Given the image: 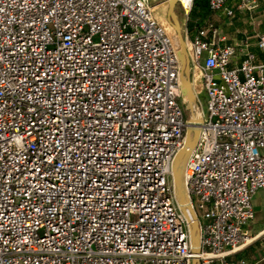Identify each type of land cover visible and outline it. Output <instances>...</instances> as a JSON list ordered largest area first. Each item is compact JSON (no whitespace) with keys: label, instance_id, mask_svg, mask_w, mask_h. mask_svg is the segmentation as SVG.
Here are the masks:
<instances>
[{"label":"built area","instance_id":"obj_1","mask_svg":"<svg viewBox=\"0 0 264 264\" xmlns=\"http://www.w3.org/2000/svg\"><path fill=\"white\" fill-rule=\"evenodd\" d=\"M195 0H177L189 18ZM231 0H209L234 14ZM169 0H0V264H192L172 163L189 127ZM256 0H238L253 11ZM184 31L202 119L186 168L200 264L248 239L264 189V33ZM241 56L239 63L236 58ZM190 213V212H189Z\"/></svg>","mask_w":264,"mask_h":264},{"label":"crops","instance_id":"obj_2","mask_svg":"<svg viewBox=\"0 0 264 264\" xmlns=\"http://www.w3.org/2000/svg\"><path fill=\"white\" fill-rule=\"evenodd\" d=\"M256 1L257 7L253 11L244 12L238 10V0H231L228 7L234 9V14L232 16H228L224 12H211V18L209 19L218 27L219 37L222 44H235L239 43L240 40L243 41V39L250 37L252 40L249 43V49L256 52L259 57L262 58L260 51L256 47V37L258 34L264 33V0ZM165 6L167 7L168 5ZM162 7H164V5ZM178 9L182 11L179 6ZM161 15L159 14V17L164 19V14L163 18ZM209 19H207V21H209ZM189 20H191L190 15ZM207 21H205V23ZM204 24H202V26ZM197 27L200 26L198 23L194 22L192 29L189 30L190 36L195 35V29ZM240 60L241 56H238L236 58V62L239 63ZM194 84L197 89L198 96L203 99L204 92L200 77L196 76V82L194 80ZM253 206L255 218L245 229L248 234V239L244 243L238 245L233 250L229 258L233 260L246 258L250 263L264 264V189L259 190L253 196Z\"/></svg>","mask_w":264,"mask_h":264},{"label":"water","instance_id":"obj_3","mask_svg":"<svg viewBox=\"0 0 264 264\" xmlns=\"http://www.w3.org/2000/svg\"><path fill=\"white\" fill-rule=\"evenodd\" d=\"M176 7L177 0H169L166 20L176 32V44L179 47L178 55L182 65V94L186 98L187 109L189 110L191 116L188 119L189 127L186 132L185 142L173 159L172 182L174 194L179 204V207L181 208L190 223L192 251L196 255L193 259L192 264H200V259L198 255L202 252V248L200 243L199 222L197 219V215L194 209L192 208L187 191L186 168L187 163L199 141V125L202 123V119L196 117L195 115L196 95L193 89V78L190 66L188 46L176 13Z\"/></svg>","mask_w":264,"mask_h":264},{"label":"trees","instance_id":"obj_4","mask_svg":"<svg viewBox=\"0 0 264 264\" xmlns=\"http://www.w3.org/2000/svg\"><path fill=\"white\" fill-rule=\"evenodd\" d=\"M211 12L212 11L209 8V0H195L193 9L190 13L192 20L190 26H192L194 22L198 23L199 26H202L207 19L211 18Z\"/></svg>","mask_w":264,"mask_h":264},{"label":"rangeland","instance_id":"obj_5","mask_svg":"<svg viewBox=\"0 0 264 264\" xmlns=\"http://www.w3.org/2000/svg\"><path fill=\"white\" fill-rule=\"evenodd\" d=\"M159 0H156V2H158ZM167 9H168V6L166 7V6H164V7H159V8H157L156 9V12H157V15L159 16V14L162 16V18L164 17V19H162V21L164 22V23H166V24H168V25H170L168 22H167V20H166V15H167ZM176 13H177V16H178V19H179V22H180V25H181V27H182V30H183V33H184V31L187 29V30H191L192 29V26H190V21H192V20H189V18H187L185 15H184V13L180 10V9H178V6L176 7ZM163 14H164V16H163ZM171 26V25H170ZM175 32V31H174ZM174 39H176V33H174ZM243 40H246V39H243ZM247 40H248V43H250L251 42V40H252V38L250 39V37L249 38H247ZM241 41V40H240ZM239 41V42H240ZM193 79H195V78H193ZM199 79V78H198ZM198 79H197V81H198ZM185 107L187 108V105L185 104ZM187 115H188V117L190 118V116H191V114H190V112H189V110L187 109Z\"/></svg>","mask_w":264,"mask_h":264},{"label":"bare ground","instance_id":"obj_6","mask_svg":"<svg viewBox=\"0 0 264 264\" xmlns=\"http://www.w3.org/2000/svg\"><path fill=\"white\" fill-rule=\"evenodd\" d=\"M195 82H196V77H195Z\"/></svg>","mask_w":264,"mask_h":264}]
</instances>
